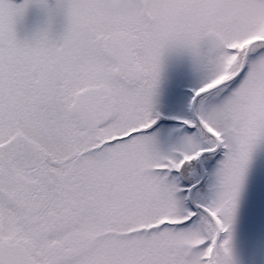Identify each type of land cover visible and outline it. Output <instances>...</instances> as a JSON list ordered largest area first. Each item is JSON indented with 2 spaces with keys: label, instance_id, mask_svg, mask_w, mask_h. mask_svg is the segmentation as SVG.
I'll return each mask as SVG.
<instances>
[{
  "label": "snow or ice",
  "instance_id": "obj_1",
  "mask_svg": "<svg viewBox=\"0 0 264 264\" xmlns=\"http://www.w3.org/2000/svg\"><path fill=\"white\" fill-rule=\"evenodd\" d=\"M0 264H264V0H0Z\"/></svg>",
  "mask_w": 264,
  "mask_h": 264
}]
</instances>
